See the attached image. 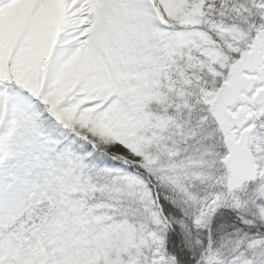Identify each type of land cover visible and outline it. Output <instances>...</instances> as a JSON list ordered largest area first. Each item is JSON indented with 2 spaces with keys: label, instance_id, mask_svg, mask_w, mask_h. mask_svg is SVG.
<instances>
[{
  "label": "snow or ice",
  "instance_id": "6c2138e0",
  "mask_svg": "<svg viewBox=\"0 0 264 264\" xmlns=\"http://www.w3.org/2000/svg\"><path fill=\"white\" fill-rule=\"evenodd\" d=\"M0 264H264V0H0Z\"/></svg>",
  "mask_w": 264,
  "mask_h": 264
}]
</instances>
